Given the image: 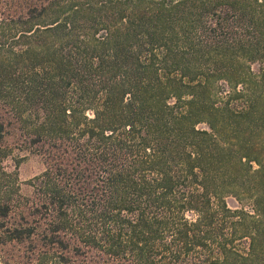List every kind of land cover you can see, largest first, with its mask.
I'll use <instances>...</instances> for the list:
<instances>
[{"label": "trees", "instance_id": "16d2710c", "mask_svg": "<svg viewBox=\"0 0 264 264\" xmlns=\"http://www.w3.org/2000/svg\"><path fill=\"white\" fill-rule=\"evenodd\" d=\"M12 134L0 264H264V0H0Z\"/></svg>", "mask_w": 264, "mask_h": 264}, {"label": "rangeland", "instance_id": "374dc122", "mask_svg": "<svg viewBox=\"0 0 264 264\" xmlns=\"http://www.w3.org/2000/svg\"><path fill=\"white\" fill-rule=\"evenodd\" d=\"M253 70L258 72L259 65L254 64ZM11 133L14 135L16 134L13 130H11ZM13 134L8 136L1 144L2 146H9L10 149L7 150L8 156L0 161V183L6 184L9 181L16 183L20 186V191L28 195L31 193L28 182L41 174L44 169V164L41 157L31 153L30 150L24 147L21 148L20 145H18L21 144V142H16ZM227 202L232 208L242 206L233 197L227 198ZM245 206L248 207V205Z\"/></svg>", "mask_w": 264, "mask_h": 264}]
</instances>
